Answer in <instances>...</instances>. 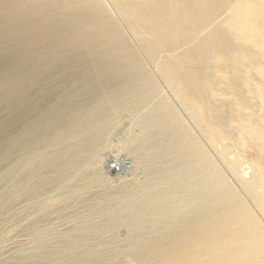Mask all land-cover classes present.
Here are the masks:
<instances>
[{
	"label": "bare ground",
	"instance_id": "1",
	"mask_svg": "<svg viewBox=\"0 0 264 264\" xmlns=\"http://www.w3.org/2000/svg\"><path fill=\"white\" fill-rule=\"evenodd\" d=\"M24 37L86 79L0 75V264H264V181L230 150L264 108V0H0V45ZM112 137L128 178L103 171Z\"/></svg>",
	"mask_w": 264,
	"mask_h": 264
},
{
	"label": "rangeland",
	"instance_id": "2",
	"mask_svg": "<svg viewBox=\"0 0 264 264\" xmlns=\"http://www.w3.org/2000/svg\"><path fill=\"white\" fill-rule=\"evenodd\" d=\"M229 35L231 34L229 33ZM39 53L43 54V58L45 60H48L51 56L50 50L43 47V43L38 37L34 38L33 41L26 40L24 37L21 41H19V43L5 41V43L0 45V75L7 77L11 74L13 69H24L26 70V75L21 80L19 85L24 87L27 86L29 90L32 91L40 90L39 87L41 85L47 89H52H44V93L48 92L47 94H44V97L45 95L46 97H52L56 94L62 95V93L69 91L73 84L82 82L86 79V77L78 75L75 72L73 74L69 73L70 68L65 69L66 71L64 70L63 72L61 71L60 73L54 74V70H52V68H47L46 65H44V60L41 61V59L38 57ZM250 54H254V52H250ZM248 60L249 59L244 56L241 57L239 61L237 58L233 57L232 63L228 64L226 67H229L230 65V67H232L231 69L234 70V67L241 66L242 68H239L243 70L245 69L246 72L247 67H251ZM145 64L153 73V70L150 69L149 64L147 62H145ZM60 65L63 67V64L60 62H57V64L55 63L53 66H51L61 67ZM64 67L83 66L71 62L64 64ZM221 80H224V78H221ZM33 84L35 85L33 86ZM220 85L219 86L221 88H224L225 86V84ZM17 87L18 85L15 86V83L13 81H9L7 78L3 83H0V146L4 143L5 134L7 135L14 129L13 121L15 119V112L14 101L12 100L11 95L13 94L14 89ZM35 87L36 89H33ZM225 90L228 91L227 89ZM263 93L261 95H263ZM233 107H235V105H233ZM238 108L239 107H236L237 110ZM248 112L250 115H245L241 132H236V136H233L234 138L237 137L238 143L236 146H232L234 151L231 148L230 150L233 153H238V155L250 165V170L254 171L255 174L264 181V108L259 107L255 111ZM254 119L257 121V124H255V126H251L250 124ZM226 131L227 132L225 133V136L229 137V135L232 134V131L234 132L235 130L230 127L227 128ZM119 136L120 135L117 137ZM117 137H112V147L107 149L102 155L103 171L106 172V168L111 170L109 175L107 172L105 173L109 179L112 178L111 180H119L118 178H128L132 169L130 157L126 156L124 152L122 154V152L116 150L115 148V144L118 141ZM112 166L115 167L114 170L111 168ZM115 175L117 178L114 177Z\"/></svg>",
	"mask_w": 264,
	"mask_h": 264
}]
</instances>
